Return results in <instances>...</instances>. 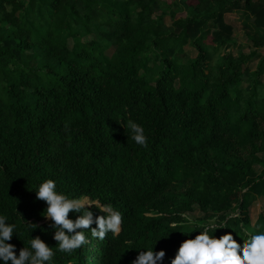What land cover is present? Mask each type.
<instances>
[{
  "label": "trees",
  "instance_id": "trees-1",
  "mask_svg": "<svg viewBox=\"0 0 264 264\" xmlns=\"http://www.w3.org/2000/svg\"><path fill=\"white\" fill-rule=\"evenodd\" d=\"M241 13L252 45L236 54L226 16ZM261 29L264 0H0V214L17 225L16 255L26 221L54 264H131L146 248L170 264L198 235L181 213L197 211L242 247V227L264 225L252 210L264 200ZM129 119L147 148L127 140ZM47 179L98 202L94 215L110 204L121 232L86 230L87 244L57 251L34 192Z\"/></svg>",
  "mask_w": 264,
  "mask_h": 264
},
{
  "label": "clouds",
  "instance_id": "clouds-1",
  "mask_svg": "<svg viewBox=\"0 0 264 264\" xmlns=\"http://www.w3.org/2000/svg\"><path fill=\"white\" fill-rule=\"evenodd\" d=\"M120 124L125 129L127 140L147 148L148 137L141 124L131 119ZM34 192L36 199L47 205L41 215L45 220L52 222L49 229L54 232L52 238L57 242L55 247L60 253L70 255L87 244L86 230H90L92 237L101 241L109 233L117 235L121 232L122 214L110 204L100 205L99 213L103 214L94 215L90 209L96 207L98 202L91 201L87 196L70 198L57 190V182L52 179L38 184ZM70 213L75 219L69 218ZM181 216L186 221L182 227L187 232L198 233V235L180 243L174 258L170 259V264H264V230H262L264 225L256 224L255 230L242 227L245 239H242L244 244L241 247L231 232L219 237L215 235L217 230L225 229L226 220L209 219L199 226L198 231H194L193 215L181 213ZM23 226L30 234L26 245L23 243L24 247L17 256L16 246L9 243L14 235L19 239L17 225L8 223V217L0 214V264H54L53 247L48 246L39 236L31 237L37 225L25 221ZM170 227L176 228L177 224L173 223ZM43 231L48 230L43 229ZM154 249L138 250V255L131 264H164L165 251Z\"/></svg>",
  "mask_w": 264,
  "mask_h": 264
},
{
  "label": "rangeland",
  "instance_id": "rangeland-1",
  "mask_svg": "<svg viewBox=\"0 0 264 264\" xmlns=\"http://www.w3.org/2000/svg\"><path fill=\"white\" fill-rule=\"evenodd\" d=\"M168 0H160L161 4H163L164 6L167 4ZM244 19V16L241 14H229L226 16V21L233 26V28L236 29V34L235 37L231 43V51H233L234 53L238 54V50L242 49L243 52L245 53H249L250 52V47L252 45L251 41L249 40L248 36L246 35L244 28L242 27V21ZM165 22L168 26L172 25V19L171 17H166ZM261 33V32H260ZM262 35H264V31L263 33H261ZM94 37L89 36L86 37L83 41L85 43H89L93 40ZM70 47H73V42L70 41ZM114 49H111L110 51H108V55H112L113 54ZM256 64L253 65V69L256 70ZM253 214L254 216H258L260 213L264 212V200H259L256 204L253 205ZM193 215V218L195 220V224L193 225V230H195V226H200L203 225L204 223H206L205 221H201V213L199 211L195 212ZM254 217V219H255ZM255 222V221H254Z\"/></svg>",
  "mask_w": 264,
  "mask_h": 264
},
{
  "label": "crops",
  "instance_id": "crops-1",
  "mask_svg": "<svg viewBox=\"0 0 264 264\" xmlns=\"http://www.w3.org/2000/svg\"><path fill=\"white\" fill-rule=\"evenodd\" d=\"M228 23V22H227ZM229 24V23H228ZM264 29H261L260 32L263 33Z\"/></svg>",
  "mask_w": 264,
  "mask_h": 264
},
{
  "label": "water",
  "instance_id": "water-1",
  "mask_svg": "<svg viewBox=\"0 0 264 264\" xmlns=\"http://www.w3.org/2000/svg\"><path fill=\"white\" fill-rule=\"evenodd\" d=\"M99 203H97V205H98Z\"/></svg>",
  "mask_w": 264,
  "mask_h": 264
}]
</instances>
